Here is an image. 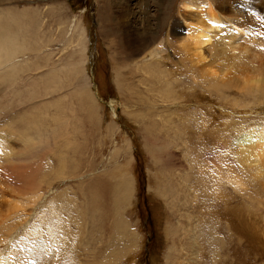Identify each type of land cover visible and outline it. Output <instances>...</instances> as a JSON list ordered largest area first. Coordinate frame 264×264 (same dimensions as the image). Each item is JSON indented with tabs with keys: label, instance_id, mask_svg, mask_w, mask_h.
I'll return each instance as SVG.
<instances>
[{
	"label": "rangeland",
	"instance_id": "1",
	"mask_svg": "<svg viewBox=\"0 0 264 264\" xmlns=\"http://www.w3.org/2000/svg\"><path fill=\"white\" fill-rule=\"evenodd\" d=\"M183 4L0 0V15L20 17L11 30L26 46L0 66V134L8 152L34 149L25 178L0 163L4 264H264V155L239 143L264 128V90L223 85L264 76V0L213 6L243 20L251 32L241 42L262 59L248 44L227 48L217 31L223 40L210 44L222 50L190 60L186 19L205 27L210 11L190 16ZM28 127L33 145L20 136Z\"/></svg>",
	"mask_w": 264,
	"mask_h": 264
},
{
	"label": "bare ground",
	"instance_id": "2",
	"mask_svg": "<svg viewBox=\"0 0 264 264\" xmlns=\"http://www.w3.org/2000/svg\"><path fill=\"white\" fill-rule=\"evenodd\" d=\"M227 0H184V4H183V7H184V9H185V11H187L188 13L190 12V13H196V11H198V10H201V8H203V7H205V3H207V8H209V11H210V14H208V15H210L209 16V19L207 20L208 21V25L207 26H201L199 23H197L195 20H191L190 19V21L188 20V19H186V23H187V25H188V30H189V32H187L188 34L186 35V37L185 38H181V40H180V44L182 45V47H183V49L187 52V55H188V57L190 58V60H194V61H203V60H205L206 59V56L204 55L205 54V52H209L210 50L211 51H213V48L215 49L216 48V45L218 46L219 45V43H221L222 41H220V42H217V44H215V47H214V45H211L210 43H211V39L213 40V38H214V40L218 37H212L214 34H216L215 32H217V31H219V33H224L225 35H226V37H227V41L225 42V43H223L224 45L226 44V46H227V44H228V46H231L232 48H231V50L233 49V51H234V49L236 48V50H237V44L238 43H242L241 41L242 40H244L245 38H247V36H248V33L250 34V30H248V29H246V28H244L242 25H244L243 24V20L241 21V20H239L238 18H236V17H231V16H228V15H223L222 13H221V16H217L219 13H217V15L214 13L215 11L213 10L214 8H213V6H215V8H218V9H222L223 11H229L230 10V8H229V5H226V4H222L223 2H226ZM232 3V2H231ZM240 6H241V4H240ZM234 7V6H233ZM248 8V7H247ZM125 9V8H124ZM233 9V8H232ZM130 10V6H128L127 7V9L125 10V12L128 14V11ZM240 10V9H239ZM14 12V11H13ZM103 12V11H102ZM101 12V13H102ZM131 12V11H130ZM218 12V11H217ZM234 12V9H233V11H232V13ZM242 12V10L240 11V13ZM9 13V12H8ZM131 13H133V12H131ZM189 13V14H190ZM209 13V12H208ZM225 13V12H224ZM245 13V12H244ZM7 14V13H6ZM238 14V13H237ZM243 14V13H242ZM9 15V16H8ZM7 16H5V15H0V66H2V65H4L5 64V62H7L8 60H10L11 58H13L16 54H18V53H20V52H22L23 50H25V48H26V46L24 45V42H23V40H21V37H19V32H14V31H12L11 30V28H12V26H13V23L15 22V23H19V22H21V20H20V17L16 14V15H13V14H11V13H9ZM101 15V14H100ZM130 15V14H129ZM132 15V14H131ZM101 16H103V15H101ZM190 16H191V14H190ZM244 16V15H243ZM247 16V15H246ZM6 17V18H5ZM240 18H241V15H240ZM237 19V20H236ZM242 19V18H241ZM248 19V18H247ZM197 20V19H196ZM135 21V20H134ZM202 21H204V20H202ZM234 21H236V22H234ZM240 21V22H239ZM136 22V21H135ZM205 22V21H204ZM238 22V23H237ZM245 22V21H244ZM207 23V22H206ZM148 24V23H147ZM259 24V23H258ZM218 35V34H217ZM222 35V34H221ZM215 36V35H214ZM140 37V39H139V41L137 42V45H136V47L135 48H139V49H142V50H144V48H146V45L148 44V41L147 40H145L144 38H142L141 36H139ZM184 37V36H183ZM223 37V35L221 36V37H218V38H222ZM226 37H225V40H226ZM80 39V38H79ZM84 40H85V37H84V30L82 29V32H81V39L79 40V44H78V46L81 44V42L83 41L84 42ZM213 40V41H214ZM218 40V39H217ZM216 40V41H217ZM220 40V39H219ZM221 40H223V38L221 39ZM249 41H252V40H250V39H248ZM261 40V39H260ZM254 41V40H253ZM252 41V42H253ZM258 41V40H257ZM256 40H255V42H257ZM222 43L220 44V45H222ZM260 43V42H259ZM83 44V43H82ZM248 43H245V45L242 43L241 45H244V46H246ZM260 44H262V43H260ZM220 45H219V48H220ZM249 45V44H248ZM223 46V45H222ZM226 46H224V47H226ZM228 46H227V48H228ZM256 46H258L259 47V45H256ZM256 46H254V47H256ZM158 47V46H157ZM181 47V46H180ZM179 47V48H180ZM243 46H241V48H242ZM249 48H251V44L248 46ZM138 48H137V50H138ZM221 48H223V47H221ZM220 48V49H221ZM244 48V47H243ZM242 48V49H243ZM260 48H261V46H260ZM259 48V49H260ZM83 48H81V50H82ZM230 49V48H229ZM229 49H227V50H229ZM239 49H240V46H239ZM245 49V51H246V49H248V48H244ZM251 49H253V55H257L258 57H260L262 54H261V52H260V54L261 55H259L258 53V49H257V47H256V49L257 50H255L254 51V49L255 48H251ZM181 50V49H180ZM222 50V49H221ZM230 50V51H231ZM235 50V51H236ZM241 50V49H240ZM240 50H238V51H240ZM161 51V50H160ZM160 51H159V49H157V50H151L150 51V55H151V58L152 59H150V60H152V61H156V60H158V58H159V54H160ZM242 51H244V50H242ZM242 51H240V52H242ZM251 51V50H250ZM263 51V50H262ZM184 52V51H183ZM219 52V51H218ZM255 52H257V53H255ZM212 53V52H211ZM239 53V52H238ZM244 53V52H243ZM246 53H248V50H247V52ZM251 53V52H250ZM255 53V54H254ZM264 53V52H263ZM249 54V53H248ZM212 55V54H211ZM241 55V54H240ZM240 55H238L239 57H240ZM246 55V54H245ZM245 55H244V58H245ZM250 55V54H249ZM248 55V56H249ZM208 56V55H207ZM248 56H246V57H248ZM251 56H252V53H251ZM214 57V56H213ZM254 57V56H253ZM186 58V57H185ZM209 58V57H208ZM257 57H255V59H256ZM261 59H262V57H260ZM259 58V59H260ZM17 59V58H16ZM239 59V58H238ZM247 59V58H246ZM84 60V59H83ZM257 60H258V58H257ZM256 60V61H257ZM264 61V60H263ZM260 62V61H259ZM258 62V64H260ZM201 64V63H200ZM238 64V63H237ZM241 64V63H240ZM245 64H246V62H245ZM15 65V66H14ZM212 65V64H211ZM242 65V64H241ZM263 65V64H262ZM145 66H148L149 67V69H151L150 68V66H151V63L150 62H148V63H146L145 64ZM210 67V66H209ZM245 67V66H244ZM258 67V66H257ZM20 68V66H18V64L17 63H14V64H11L10 65V70H12V71H14V69L15 70H17V69H19ZM207 68V67H206ZM144 69V68H143ZM147 69V68H146ZM4 71H3V73H6V71H8L7 69H3ZM251 70V69H250ZM263 70V69H262ZM1 71V70H0ZM151 71H153V70H151ZM159 71V70H158ZM245 71V73H246V69L244 70ZM9 72V71H8ZM160 72V71H159ZM158 72V73H159ZM206 72V71H205ZM208 72V71H207ZM215 72V71H214ZM214 72H212V74L214 73ZM239 72V71H238ZM248 72V71H247ZM157 73V72H156ZM162 73V72H161ZM241 73V72H240ZM238 73L239 75H241V74H243V73ZM255 74H257V72H254ZM211 74V76H213ZM1 75V74H0ZM209 75H210V72H209ZM258 75V74H257ZM263 75H264V72H263ZM6 76V75H5ZM162 76H163V80L165 79L164 78V75L162 74ZM167 76V75H166ZM230 76V75H229ZM242 76V75H241ZM244 76V75H243ZM1 77H3V76H1ZM216 77V76H215ZM250 77V76H249ZM252 78H245V79H241V78H243V77H241V78H239V76H238V78L239 79H237L236 77H234V76H230V77H227V79H229L230 78V80L227 82V83H223V85H229V86H231V85H233V86H236V87H238V89L240 90V88L242 89V90H250V91H254V92H261V91H263L264 90V76H259L258 75V77H255V75L253 74L252 76H251ZM162 78V77H161ZM220 79V78H219ZM220 81V80H219ZM163 82H166V79H165V81H163ZM223 82V81H222ZM162 83V82H161ZM169 88V87H168ZM165 89H167V87L165 88ZM164 89V90H165ZM172 89V88H171ZM171 89H168V90H170V92H171ZM85 91V90H84ZM83 91V92H84ZM90 95V94H89ZM88 100H90L89 101V103L92 101V100H94L93 99V97H92V95H90V96H88ZM92 99V100H91ZM87 102V101H86ZM92 103V102H91ZM110 105L113 107V105H112V103H110ZM89 106H93V105H90L89 104ZM56 114V113H55ZM22 116H24L23 117V119L21 120L22 122H24L27 118H26V116L25 115H22ZM21 116V117H22ZM21 117H20V119H21ZM33 117V116H32ZM33 119V118H32ZM56 122L59 124V126L60 127H62V123H61V121H58V119L56 118ZM19 124H20V122H19ZM62 124V125H61ZM21 125H23V123H21ZM30 125H33V124H31L30 123ZM22 127V126H21ZM29 128L31 129L32 127H28V129L26 130V129H24V130H26L25 132H22V130H21V133H23V134H21V133H19V134H21L20 136L26 141V142H29V144L27 143V145H30V144H32L33 145V143L34 142H31L32 140L30 139V137L32 138V135H31V133L29 132ZM63 129V132H64V128H62ZM37 129L35 128V131H36ZM8 131V130H7ZM2 132H5V130L4 131H2ZM13 132V131H12ZM8 133V132H7ZM37 133V132H36ZM62 133V130H61V132H59V131H56L55 132V135L57 136L58 134H61ZM29 134V135H28ZM38 134V133H37ZM27 135V136H26ZM31 135V136H30ZM36 136H38V135H35V137ZM245 137H243V138H241L240 139V141H239V143H240V147H241V151H240V153H242V154H248V156H250L249 154H253L254 153V155H259V154H261V156L262 155H264V128L260 131L259 130V132H257V131H255V130H251L247 135H244ZM6 136L5 135H1L0 134V163L2 164H5L6 165V167H8V170L10 169V170H12L13 171V173H11L12 175H15V177L16 176H18L19 178H23L24 177V175H25V169H21V167H25L26 168V166H27V168H31L30 167V165L29 164H31V161H33V160H31L30 158H29V156L30 155H32V154H34V149L32 150V148L31 149H28V148H26V146H25V148L27 149V150H19L18 151V154L17 153H15V151H13V150H10L9 152H8V147L10 146V145H8V142H7V138H5ZM29 137V138H28ZM37 139H39L38 137H36ZM45 138H46V136H45ZM44 138V140L46 141V142H48L49 141V138H46L45 139ZM43 143H45V142H43ZM239 145V144H238ZM5 148H6V150H5ZM16 148V147H15ZM34 148V147H33ZM248 156H247V158H248ZM260 156V155H259ZM255 157V156H254ZM238 158H240V157H238ZM263 159H264V156H263ZM31 160V161H30ZM40 160V159H39ZM253 160V159H252ZM247 161V160H246ZM250 161V160H249ZM18 162V163H17ZM40 162V161H39ZM62 162L64 163V161L62 160ZM36 163H37V161L36 162H32V164H34V165H32V166H35L36 165ZM37 165H38V163H37ZM1 167H2V165H0ZM21 166V167H20ZM29 166V167H28ZM260 166V165H259ZM18 167H20V168H18ZM40 167V166H39ZM226 167H228V166H226ZM34 168V167H33ZM38 168V167H37ZM7 170V169H6ZM7 170V171H8ZM12 171H10V172H12ZM27 171V170H26ZM31 171H32V168H31ZM35 171L37 172V173H32V172H28L29 174H28V177L27 178H29L31 181L32 180H36L38 177H39V172H40V170L38 169V170H36V168H35ZM56 171V173L58 174V176H64V174H65V170H64V168H59V169H57V170H55ZM227 171H229V170H227ZM36 175V176H35ZM42 175V174H41ZM43 175H45V174H43ZM1 174H0V179H1ZM25 178V177H24ZM34 178H36V179H34ZM2 180V179H1ZM4 181V180H3ZM30 181V182H31ZM44 180H39V183L41 184L42 182H43ZM7 183V182H6ZM15 187V186H14ZM19 188H21V187H19ZM103 189V188H102ZM104 190V189H103ZM127 190V189H126ZM125 190V192L121 195L122 196V199H126L127 198V196H128V194H129V192L128 191H126ZM12 191H13V189H12ZM102 194H103V191H102ZM119 199V198H118ZM123 200V201H124ZM120 203V202H119ZM17 204V203H16ZM14 206L16 207V205L14 204ZM18 207V206H17ZM123 222H125V221H123V219H121L120 217H119V220L117 221V225H118V227H119V229H121L122 228V226L123 225H121V224H123ZM4 259L0 256V264H4ZM9 263V262H8Z\"/></svg>",
	"mask_w": 264,
	"mask_h": 264
}]
</instances>
